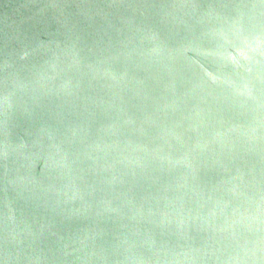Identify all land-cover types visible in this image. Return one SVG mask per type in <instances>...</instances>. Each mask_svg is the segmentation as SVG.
I'll use <instances>...</instances> for the list:
<instances>
[{
    "label": "water",
    "instance_id": "1",
    "mask_svg": "<svg viewBox=\"0 0 264 264\" xmlns=\"http://www.w3.org/2000/svg\"><path fill=\"white\" fill-rule=\"evenodd\" d=\"M261 35L264 0H0V264H264Z\"/></svg>",
    "mask_w": 264,
    "mask_h": 264
},
{
    "label": "snow or ice",
    "instance_id": "2",
    "mask_svg": "<svg viewBox=\"0 0 264 264\" xmlns=\"http://www.w3.org/2000/svg\"><path fill=\"white\" fill-rule=\"evenodd\" d=\"M258 39H259V47L264 49V35H261ZM209 76H210V79L213 81H216L219 79V77H213L211 76V74H209Z\"/></svg>",
    "mask_w": 264,
    "mask_h": 264
}]
</instances>
